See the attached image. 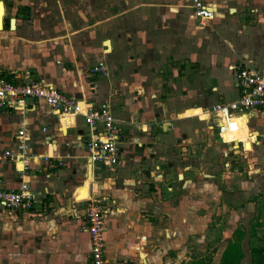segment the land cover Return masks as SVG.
<instances>
[{
	"label": "crops",
	"instance_id": "0c3cea01",
	"mask_svg": "<svg viewBox=\"0 0 264 264\" xmlns=\"http://www.w3.org/2000/svg\"><path fill=\"white\" fill-rule=\"evenodd\" d=\"M1 1L0 74L109 106L120 160L89 162L82 117L30 98L22 109L0 107V187L26 181L41 200L32 211L0 207V264H89L92 197L109 207L106 264H170L168 249L202 232L200 143L204 131L221 140L212 108L237 99L240 59L264 72V0H203L214 13L204 20L192 0ZM111 21L128 28L125 38L106 31ZM98 64L105 73L92 72ZM245 115L237 134L258 146L264 115ZM20 128L29 138L23 177L19 162L2 157L19 152ZM224 143L243 145L228 136Z\"/></svg>",
	"mask_w": 264,
	"mask_h": 264
},
{
	"label": "built area",
	"instance_id": "2783aa9c",
	"mask_svg": "<svg viewBox=\"0 0 264 264\" xmlns=\"http://www.w3.org/2000/svg\"><path fill=\"white\" fill-rule=\"evenodd\" d=\"M193 14L201 19H211L214 13L207 8L203 0H192ZM251 62V61H250ZM93 73L106 72L103 64L92 69ZM236 86L238 97L230 104H216L211 114L221 120L218 135L225 142L224 135L237 133L240 129L238 120L245 114L264 115V72L256 70L249 62H243L237 67ZM43 101L51 110L71 118L82 117L88 129L84 139L87 159L92 165L112 167L120 160L119 140L120 129L109 106L95 107L85 100L70 97L57 88L39 79L26 81H10L0 76V107L13 109L25 108L27 100ZM235 126V128H233ZM15 137L18 139L16 154L10 150L3 152L4 159L21 164V177L25 176L27 166L26 130L20 128ZM48 168H55L52 160L45 158ZM23 171V174H22ZM41 200L34 195L26 181L16 190H6L0 187V207L11 211H32ZM109 207L105 198L92 197L85 201V218L90 236L89 264H106L104 256V224Z\"/></svg>",
	"mask_w": 264,
	"mask_h": 264
},
{
	"label": "rangeland",
	"instance_id": "374dc122",
	"mask_svg": "<svg viewBox=\"0 0 264 264\" xmlns=\"http://www.w3.org/2000/svg\"><path fill=\"white\" fill-rule=\"evenodd\" d=\"M125 29L128 28L123 24L111 21L106 31L125 38ZM243 62L248 61L240 59L237 66ZM84 129L86 132L87 126ZM237 133L225 134V142L228 136L243 145L224 143L204 131L199 152L200 171L204 174L197 183L202 199V232L189 233L183 247L168 249L170 264H222L231 242L241 249L239 264H251V250L264 248V137L252 147L251 139H241ZM188 187L189 184V190ZM161 220L168 222L169 218Z\"/></svg>",
	"mask_w": 264,
	"mask_h": 264
},
{
	"label": "trees",
	"instance_id": "16d2710c",
	"mask_svg": "<svg viewBox=\"0 0 264 264\" xmlns=\"http://www.w3.org/2000/svg\"><path fill=\"white\" fill-rule=\"evenodd\" d=\"M3 76V73L0 74ZM241 249L238 244L231 242L224 252V260L222 264H239L242 257ZM252 260L251 264H264V248L257 247L251 250Z\"/></svg>",
	"mask_w": 264,
	"mask_h": 264
},
{
	"label": "bare ground",
	"instance_id": "6f19581e",
	"mask_svg": "<svg viewBox=\"0 0 264 264\" xmlns=\"http://www.w3.org/2000/svg\"><path fill=\"white\" fill-rule=\"evenodd\" d=\"M3 15H4L3 4L0 2V29L2 28ZM12 25L14 27V20L12 21Z\"/></svg>",
	"mask_w": 264,
	"mask_h": 264
},
{
	"label": "water",
	"instance_id": "95a60500",
	"mask_svg": "<svg viewBox=\"0 0 264 264\" xmlns=\"http://www.w3.org/2000/svg\"><path fill=\"white\" fill-rule=\"evenodd\" d=\"M0 2H1V3H3L1 0H0ZM30 101H31V102H33V99H32V98H30ZM89 171H90V168H89Z\"/></svg>",
	"mask_w": 264,
	"mask_h": 264
}]
</instances>
